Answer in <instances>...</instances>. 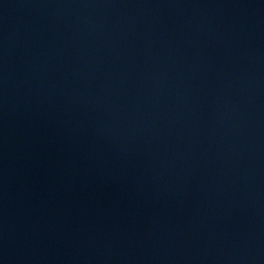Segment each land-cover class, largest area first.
<instances>
[{
	"label": "water",
	"instance_id": "water-1",
	"mask_svg": "<svg viewBox=\"0 0 264 264\" xmlns=\"http://www.w3.org/2000/svg\"><path fill=\"white\" fill-rule=\"evenodd\" d=\"M0 264H264V0H0Z\"/></svg>",
	"mask_w": 264,
	"mask_h": 264
}]
</instances>
